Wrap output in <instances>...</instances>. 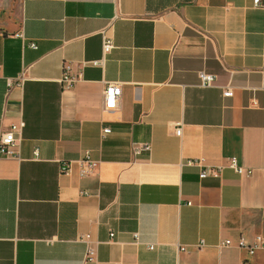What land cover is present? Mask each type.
Returning <instances> with one entry per match:
<instances>
[{
	"label": "crops",
	"instance_id": "crops-1",
	"mask_svg": "<svg viewBox=\"0 0 264 264\" xmlns=\"http://www.w3.org/2000/svg\"><path fill=\"white\" fill-rule=\"evenodd\" d=\"M0 66V133L22 122L0 158V264H264L218 246L264 235V0H0Z\"/></svg>",
	"mask_w": 264,
	"mask_h": 264
},
{
	"label": "built area",
	"instance_id": "built-area-1",
	"mask_svg": "<svg viewBox=\"0 0 264 264\" xmlns=\"http://www.w3.org/2000/svg\"><path fill=\"white\" fill-rule=\"evenodd\" d=\"M255 3H258V0H254ZM117 17L115 14L108 23L99 31L100 38H101V55L98 59L92 60V64L102 66L104 63L105 55L110 52V50L114 47L113 37H112V21ZM30 47H35L34 42H29ZM0 73H1V66H0ZM199 77V84L203 87L210 86L214 80V76L212 74L200 71L198 72ZM59 82L61 83L62 87L69 88L74 82V77L70 75L67 69H64L60 78ZM120 95V84L117 82H108L106 83L103 92H102V109L105 111H112L116 108L117 100ZM223 96H230L232 95L231 87L226 85L222 89ZM22 126V122L18 125L11 124L10 127L0 133V158L2 157H17V152L15 150L16 146V138L14 136V132L17 131ZM180 125H177L174 129L175 135H180ZM109 132V128L105 127L102 129V136L103 134ZM150 150V145L147 142H136L131 144V152L134 155L140 154L142 152H148ZM36 152V149L34 150ZM80 164L83 166V171L89 172L93 169L95 162L92 160L87 152H84L81 158L78 160ZM190 164L198 163L197 160H190L188 161ZM227 166L233 169L235 172L241 173H249L250 168L244 167L238 164L237 158L235 156L228 157ZM221 166L217 167H210L209 169L204 167L201 169L198 176L199 178H204L205 176L211 174L217 176L220 173ZM70 171V164L69 162H62L59 165V172L60 173H68ZM112 235V233H110ZM80 239L86 240L88 235H82L79 237ZM203 245L202 241H199L198 247ZM220 247H239L245 248L248 254H253L255 250L260 249L264 251V235L256 234L254 236V240L252 243H246L241 236H239L235 241L231 239H223L218 243ZM151 248V245H149ZM95 258V248L93 246H87L85 253H84V261H93Z\"/></svg>",
	"mask_w": 264,
	"mask_h": 264
}]
</instances>
